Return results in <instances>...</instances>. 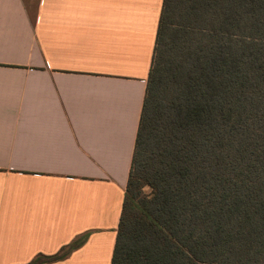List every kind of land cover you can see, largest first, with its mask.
Masks as SVG:
<instances>
[{"label":"crops","instance_id":"0c3cea01","mask_svg":"<svg viewBox=\"0 0 264 264\" xmlns=\"http://www.w3.org/2000/svg\"><path fill=\"white\" fill-rule=\"evenodd\" d=\"M164 0H0V264H112Z\"/></svg>","mask_w":264,"mask_h":264},{"label":"trees","instance_id":"16d2710c","mask_svg":"<svg viewBox=\"0 0 264 264\" xmlns=\"http://www.w3.org/2000/svg\"><path fill=\"white\" fill-rule=\"evenodd\" d=\"M112 264H264V0H164Z\"/></svg>","mask_w":264,"mask_h":264},{"label":"rangeland","instance_id":"374dc122","mask_svg":"<svg viewBox=\"0 0 264 264\" xmlns=\"http://www.w3.org/2000/svg\"><path fill=\"white\" fill-rule=\"evenodd\" d=\"M145 191L148 192L149 191V188H146Z\"/></svg>","mask_w":264,"mask_h":264}]
</instances>
